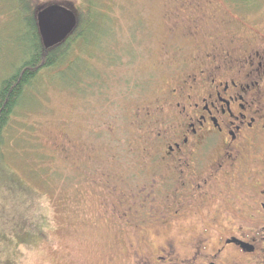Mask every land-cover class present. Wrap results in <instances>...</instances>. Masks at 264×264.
<instances>
[{"label": "rangeland", "instance_id": "obj_1", "mask_svg": "<svg viewBox=\"0 0 264 264\" xmlns=\"http://www.w3.org/2000/svg\"><path fill=\"white\" fill-rule=\"evenodd\" d=\"M97 1L108 17L90 42L102 39L105 50L82 51L84 61L71 64L82 78L76 86L68 75L54 81L43 71L9 121L14 149L0 180V264H111L136 233L104 216L117 208L116 191L102 180L110 176L127 190L148 183L146 171L135 170L139 157L128 153L140 141L131 110L160 95L173 72L162 62L194 51L197 41L186 31L196 30V17L179 22L174 0ZM202 1L211 30L236 34L246 49L263 45L251 36L255 28L264 39V0ZM5 7L0 0V80L26 43ZM79 63L91 67L92 78L78 73ZM148 210L157 209H139Z\"/></svg>", "mask_w": 264, "mask_h": 264}, {"label": "flooded vegetation", "instance_id": "obj_2", "mask_svg": "<svg viewBox=\"0 0 264 264\" xmlns=\"http://www.w3.org/2000/svg\"><path fill=\"white\" fill-rule=\"evenodd\" d=\"M206 6L174 0L179 22L196 17L194 51L162 62L173 72L160 95L131 110L140 141L128 153L148 183L102 180L117 208L104 216L136 230L111 264H264V39L221 37Z\"/></svg>", "mask_w": 264, "mask_h": 264}, {"label": "trees", "instance_id": "obj_3", "mask_svg": "<svg viewBox=\"0 0 264 264\" xmlns=\"http://www.w3.org/2000/svg\"><path fill=\"white\" fill-rule=\"evenodd\" d=\"M15 25L21 28L24 34L25 47L18 63L12 67V71L0 80V180L8 176L6 160L7 149H14L8 128L11 117L18 106L24 101L26 91L41 77L43 71L52 72L54 81L57 75L69 76L71 85L79 84L81 77L73 73L71 64L84 61L81 52L87 51L89 55L96 50H105L99 42L91 43L90 31L100 28L104 17H108L103 6L97 0H3ZM234 1V0H233ZM253 3L252 0H249ZM248 5L245 0L235 1ZM61 4L70 8L76 16V26L73 31L60 43L45 48L38 34L35 13L49 4ZM237 5H239L237 3ZM242 5V6H245ZM4 14V13H3ZM99 16V18H98ZM103 17V18H102ZM101 18V19H100ZM109 20L110 19H106ZM97 24V26H96ZM23 28V29H22ZM80 52H78L77 49ZM87 48V49H86ZM75 51V53H74ZM70 61V64L68 62ZM78 73L92 78L93 70L88 65L82 68L81 63Z\"/></svg>", "mask_w": 264, "mask_h": 264}, {"label": "water", "instance_id": "obj_4", "mask_svg": "<svg viewBox=\"0 0 264 264\" xmlns=\"http://www.w3.org/2000/svg\"><path fill=\"white\" fill-rule=\"evenodd\" d=\"M40 41L45 48L63 41L75 28L74 12L61 4L53 3L39 9L35 15Z\"/></svg>", "mask_w": 264, "mask_h": 264}]
</instances>
